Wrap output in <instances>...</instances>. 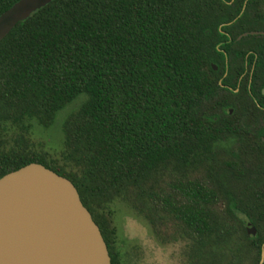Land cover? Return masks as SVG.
<instances>
[{
  "label": "trees",
  "instance_id": "trees-1",
  "mask_svg": "<svg viewBox=\"0 0 264 264\" xmlns=\"http://www.w3.org/2000/svg\"><path fill=\"white\" fill-rule=\"evenodd\" d=\"M15 1L0 0V13ZM243 1L49 0L16 22L0 39V176L36 162L67 178L109 264L119 263V252L99 210L130 196L157 234L172 223L203 264L258 260L264 187L237 183L264 169L219 161L216 143L235 139L237 127L197 110L218 87L210 64L219 59L223 67L222 31L234 38L264 29V0H245L240 13ZM79 94L84 99L61 123L59 160L35 150L30 121L49 126ZM224 173L235 190L220 184ZM244 217L254 235L245 233Z\"/></svg>",
  "mask_w": 264,
  "mask_h": 264
},
{
  "label": "water",
  "instance_id": "water-1",
  "mask_svg": "<svg viewBox=\"0 0 264 264\" xmlns=\"http://www.w3.org/2000/svg\"><path fill=\"white\" fill-rule=\"evenodd\" d=\"M48 2L15 1L0 13V39ZM0 264H109V255L73 184L29 162L0 176Z\"/></svg>",
  "mask_w": 264,
  "mask_h": 264
},
{
  "label": "rangeland",
  "instance_id": "rangeland-1",
  "mask_svg": "<svg viewBox=\"0 0 264 264\" xmlns=\"http://www.w3.org/2000/svg\"><path fill=\"white\" fill-rule=\"evenodd\" d=\"M242 5V10H244L245 0ZM215 93L221 95L216 90L210 96L202 98L197 110L202 114L213 113L214 117L218 115L216 119L220 121L223 118L225 106H218L220 104L218 102L220 95L216 94L215 96ZM84 97L83 94H79L72 101L65 104L54 114L51 124L47 127H41L33 120L30 121L26 137L35 150L44 152L46 156L59 160V153L62 149L61 123L67 115L71 114L78 107ZM216 119L213 118L214 121H217ZM236 126L237 128H244V126ZM262 137L264 138V133ZM258 141L259 137L253 139L248 137L242 138L241 134H238L235 139H220L216 143V146L221 150L219 152L220 156L217 158L219 161L230 160L235 162L240 168H247V170L252 168H258V171L263 170L264 147ZM253 143L259 147L253 149ZM253 176L252 172L246 173L244 177L240 180L238 178L235 182L239 180L240 184L237 183V185L248 184L253 190L262 189L264 187V176ZM227 178L228 176L226 177L225 173L221 175L219 178L220 184L227 189L231 188L235 190V185ZM259 178L261 181H257ZM99 212L102 216L107 217L109 226L114 230L115 246L119 252L118 264L202 263L187 238L174 231L172 223H168L166 228H162L157 234L138 213L137 202L134 196L124 199L115 198L107 203ZM244 221H247L245 217ZM259 259L260 253L258 260L252 258L251 264H264V250L261 263H259Z\"/></svg>",
  "mask_w": 264,
  "mask_h": 264
},
{
  "label": "flooded vegetation",
  "instance_id": "flooded-vegetation-1",
  "mask_svg": "<svg viewBox=\"0 0 264 264\" xmlns=\"http://www.w3.org/2000/svg\"><path fill=\"white\" fill-rule=\"evenodd\" d=\"M242 6L240 12L243 11ZM248 9V17H254V8L248 7ZM232 21L224 24L230 25ZM222 32L226 36L223 41L227 43L226 52L217 49L223 56V67L220 68L219 59L217 64L212 62L210 64L212 70L220 74L216 79L218 87L214 88L213 93L216 90L220 92L221 95L218 93L214 95H220L218 102L225 103L222 119L231 126H244L236 130L242 138L259 137V140L264 143L262 137L264 133V29L246 30L234 38L227 32ZM246 35H255V37L244 38ZM238 40L242 42L235 44L234 42ZM255 146L256 144L253 143L254 149ZM243 224L245 233L254 235L253 225L249 221H244Z\"/></svg>",
  "mask_w": 264,
  "mask_h": 264
}]
</instances>
